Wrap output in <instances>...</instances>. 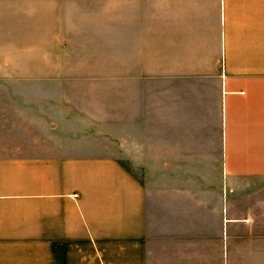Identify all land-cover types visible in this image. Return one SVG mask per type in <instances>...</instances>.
Listing matches in <instances>:
<instances>
[{"label": "crops", "instance_id": "1", "mask_svg": "<svg viewBox=\"0 0 264 264\" xmlns=\"http://www.w3.org/2000/svg\"><path fill=\"white\" fill-rule=\"evenodd\" d=\"M0 12V264H148L151 196L122 157L206 155L209 199L163 160L168 264H264V0Z\"/></svg>", "mask_w": 264, "mask_h": 264}, {"label": "rangeland", "instance_id": "2", "mask_svg": "<svg viewBox=\"0 0 264 264\" xmlns=\"http://www.w3.org/2000/svg\"><path fill=\"white\" fill-rule=\"evenodd\" d=\"M5 19L3 17V13L0 12V25L2 20ZM3 28L0 27V35L2 34ZM218 157L216 156H175V157H162V156H138V157H122L123 164L129 168L137 177L141 179V181L148 185V190L151 196V199H148V218H147V228L149 239L147 242V255H148V264H168L167 262V253L169 250V239L164 236V232H167V220L165 218L163 212V202L164 199L162 196L161 188V177L163 171V162L165 161L167 169L168 161H171V164H174L173 167L175 169H179L180 173L173 172L172 174L175 177V182L177 176H180L181 185L189 191L193 193V188L195 185V176L196 178L199 175L205 176V180L207 181L206 188H203V197L209 199L208 195L209 190V182L208 177L210 174V164H217ZM164 160V161H163ZM154 165V172L147 171V166L152 168ZM194 165H197L198 169L202 170L201 173L195 172L193 170ZM164 169V170H165ZM175 170V171H176ZM206 191V195L204 194ZM192 197V195H190ZM181 197H185V199H192L185 193L182 194ZM233 198L235 199V212L241 214L244 208L247 206V202L243 200L241 197V192L239 190H235L233 194ZM189 201V202H188ZM185 214H181L180 226L183 230H193V213H194V204L192 200H187L185 205ZM177 218L175 219V223L177 224ZM191 237L183 236L180 237V241L184 243ZM187 245L182 244L180 247L181 253L184 254ZM171 251V249H170ZM175 253L177 252V246L173 250ZM181 264H185L184 259Z\"/></svg>", "mask_w": 264, "mask_h": 264}]
</instances>
